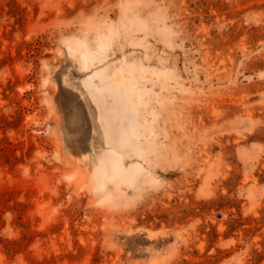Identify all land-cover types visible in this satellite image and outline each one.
I'll return each mask as SVG.
<instances>
[{"label":"rangeland","instance_id":"obj_1","mask_svg":"<svg viewBox=\"0 0 264 264\" xmlns=\"http://www.w3.org/2000/svg\"><path fill=\"white\" fill-rule=\"evenodd\" d=\"M0 264H264V0H0Z\"/></svg>","mask_w":264,"mask_h":264},{"label":"bare ground","instance_id":"obj_2","mask_svg":"<svg viewBox=\"0 0 264 264\" xmlns=\"http://www.w3.org/2000/svg\"><path fill=\"white\" fill-rule=\"evenodd\" d=\"M82 58H83V63L84 64H89V62H90V59H91V54H83L82 55ZM86 81V80H85ZM87 84H89V82H86ZM89 93H90V95H91V98H92V100L94 101V103L96 104V106L98 107V108H100L99 106H98V98H97V95H96V93H95V91H94V89L92 88V87H90L89 88ZM101 117H100V115H99V119H100ZM138 149V148H137ZM101 158H103V157H101ZM101 158H100V160H101ZM99 165H101L103 168H105V170L107 169V170H109L110 169V164H109V161H108V159L106 158V156L102 159V161H100V163H99ZM99 165H98V167H99ZM101 170V169H100Z\"/></svg>","mask_w":264,"mask_h":264}]
</instances>
